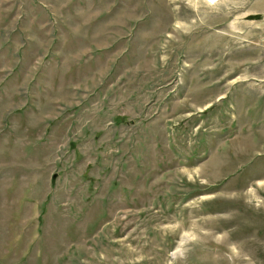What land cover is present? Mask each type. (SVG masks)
<instances>
[{
	"label": "rangeland",
	"instance_id": "1",
	"mask_svg": "<svg viewBox=\"0 0 264 264\" xmlns=\"http://www.w3.org/2000/svg\"><path fill=\"white\" fill-rule=\"evenodd\" d=\"M0 264H264V0H0Z\"/></svg>",
	"mask_w": 264,
	"mask_h": 264
},
{
	"label": "water",
	"instance_id": "2",
	"mask_svg": "<svg viewBox=\"0 0 264 264\" xmlns=\"http://www.w3.org/2000/svg\"><path fill=\"white\" fill-rule=\"evenodd\" d=\"M55 178H53V180H54Z\"/></svg>",
	"mask_w": 264,
	"mask_h": 264
},
{
	"label": "clouds",
	"instance_id": "3",
	"mask_svg": "<svg viewBox=\"0 0 264 264\" xmlns=\"http://www.w3.org/2000/svg\"><path fill=\"white\" fill-rule=\"evenodd\" d=\"M210 2H211V0H210Z\"/></svg>",
	"mask_w": 264,
	"mask_h": 264
}]
</instances>
